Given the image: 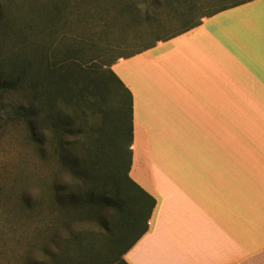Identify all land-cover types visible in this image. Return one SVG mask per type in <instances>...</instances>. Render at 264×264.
I'll use <instances>...</instances> for the list:
<instances>
[{
    "label": "crops",
    "instance_id": "crops-1",
    "mask_svg": "<svg viewBox=\"0 0 264 264\" xmlns=\"http://www.w3.org/2000/svg\"><path fill=\"white\" fill-rule=\"evenodd\" d=\"M130 179L155 200L127 264H264V0L129 58Z\"/></svg>",
    "mask_w": 264,
    "mask_h": 264
},
{
    "label": "trees",
    "instance_id": "trees-1",
    "mask_svg": "<svg viewBox=\"0 0 264 264\" xmlns=\"http://www.w3.org/2000/svg\"><path fill=\"white\" fill-rule=\"evenodd\" d=\"M152 1L163 4L168 0ZM248 1L251 0L219 6L179 33L157 39L155 43L198 26L203 18ZM40 3V8H32L29 12L22 35V53H11L10 57L0 50V99L2 95L22 92V112L14 117L22 119L28 130L40 168L47 170L48 162L56 158L60 177L67 174L72 181L68 183L60 178L52 185L54 209L58 215L54 222L50 220L54 211L50 210L44 176L37 202L24 195L25 209L37 210L38 242L31 248L39 252L37 259L28 256L24 264H127L123 257L147 232L155 200L129 177L131 94L112 72L111 66L118 59L129 58L155 43L117 58L105 65L106 70L88 72L75 62V50L65 49L61 59L57 60L55 53L50 54L47 50L51 46L40 51L36 47L33 21L45 16L47 5L54 13L60 9L55 0ZM59 4L64 5L65 0H60ZM122 5L124 15L139 12L135 6ZM7 10L8 5L0 0V39L8 34L11 25V21L6 20ZM54 19L52 16L44 18L42 31L55 40V31L51 28ZM112 96L118 97L114 109L107 106ZM72 106L77 109L69 111ZM83 211L87 214L82 223L102 221L93 217L94 211L107 213L105 222L101 223L108 236L104 247L98 248L88 242L87 236L93 231L71 230V220ZM26 219L29 222L31 217ZM63 235L58 251L53 252L52 246Z\"/></svg>",
    "mask_w": 264,
    "mask_h": 264
},
{
    "label": "rangeland",
    "instance_id": "rangeland-1",
    "mask_svg": "<svg viewBox=\"0 0 264 264\" xmlns=\"http://www.w3.org/2000/svg\"><path fill=\"white\" fill-rule=\"evenodd\" d=\"M8 5L6 20L11 21L7 35L0 39V50L8 56L22 53V35L29 20L32 8H40L44 0H1ZM241 0H168L162 4H153L152 0H60L59 12H53L51 6H45L40 19L33 21L35 43L39 51L51 46L48 51L55 53L60 60L65 49L77 51L75 62L86 71L106 70L105 65L117 58L126 57L155 43L179 33L185 27L194 24L201 16L215 8ZM161 2V3H160ZM122 3L135 6L139 12L134 15L121 13ZM54 5V3H52ZM147 12V13H146ZM50 14V15H49ZM52 16V31L55 40L42 31L43 19ZM20 51V52H19ZM18 54V55H19ZM11 57V56H10ZM22 58V55H21ZM1 83V82H0ZM118 97L112 96L107 102L109 108H116ZM69 108H67L68 110ZM76 106L69 111L76 110ZM22 92L2 95L0 99V264H24L28 256L39 257V252L31 245H37V210L25 209L24 195L37 202L44 176L47 179L49 206L54 212L50 220H56L54 193L52 185L63 178L71 180L66 174L59 173L56 158L48 162L47 170L40 168L36 147L22 119L14 116L22 112ZM58 186V185H57ZM37 208V207H35ZM39 209V207L37 208ZM86 211L71 220V230L93 231L87 236L88 242L98 248L104 247L107 234L101 223L107 213L94 211L93 217L100 222L86 221ZM98 214V215H97ZM31 217L28 222L26 217ZM88 219V217H86ZM86 219V220H87ZM52 246L58 251L64 235ZM86 243V242H85Z\"/></svg>",
    "mask_w": 264,
    "mask_h": 264
}]
</instances>
